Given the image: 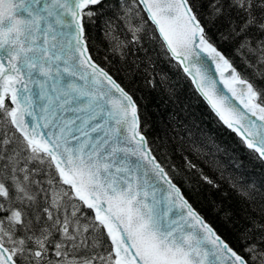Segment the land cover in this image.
<instances>
[{
  "label": "snow or ice",
  "instance_id": "obj_1",
  "mask_svg": "<svg viewBox=\"0 0 264 264\" xmlns=\"http://www.w3.org/2000/svg\"><path fill=\"white\" fill-rule=\"evenodd\" d=\"M172 69L264 166V0H0V264H264V179L194 162ZM142 90L173 107L151 135ZM205 185L235 244L185 194Z\"/></svg>",
  "mask_w": 264,
  "mask_h": 264
},
{
  "label": "trees",
  "instance_id": "obj_2",
  "mask_svg": "<svg viewBox=\"0 0 264 264\" xmlns=\"http://www.w3.org/2000/svg\"><path fill=\"white\" fill-rule=\"evenodd\" d=\"M112 11V8L105 7L95 23L88 26L93 48L92 55L98 62L108 67H111V64L105 60L108 49L104 37V26L105 20L108 19ZM172 75L175 80L179 103L188 110L187 113H179L180 118L185 122V126L178 127L177 131L181 136L193 141L202 150L201 159L193 156L194 162L199 164L207 175L217 180L223 189H227L225 181L229 178L240 184L259 182L264 179V166L252 159L248 151L240 145L238 138L218 121L206 103L195 92L191 81L176 69H172ZM117 78L122 79V77ZM137 98L140 99L141 107L146 112V119L150 126L149 134L151 135L152 131L157 129L161 114H163V119H167L173 107L168 104L166 98L148 90L138 92ZM216 144L222 147L226 146L229 150L228 153L217 151ZM221 173L223 174L222 180L220 179ZM185 194L201 214L218 229L220 234L235 244V234L221 219L223 213L217 214L213 210V202L223 203L225 208L231 207L234 210L237 203L234 194L230 192L229 196L224 198L216 189L206 185L202 187L199 195H193L187 188H185Z\"/></svg>",
  "mask_w": 264,
  "mask_h": 264
},
{
  "label": "water",
  "instance_id": "obj_3",
  "mask_svg": "<svg viewBox=\"0 0 264 264\" xmlns=\"http://www.w3.org/2000/svg\"><path fill=\"white\" fill-rule=\"evenodd\" d=\"M218 79V78H217ZM220 88L222 89V86H220ZM233 103H235V102H233ZM238 106V105H237Z\"/></svg>",
  "mask_w": 264,
  "mask_h": 264
}]
</instances>
